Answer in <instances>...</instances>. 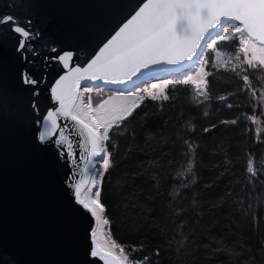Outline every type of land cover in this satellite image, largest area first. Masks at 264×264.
<instances>
[{
    "label": "trees",
    "instance_id": "16d2710c",
    "mask_svg": "<svg viewBox=\"0 0 264 264\" xmlns=\"http://www.w3.org/2000/svg\"><path fill=\"white\" fill-rule=\"evenodd\" d=\"M239 47L204 50L207 99L172 81L110 130L100 202L129 263L264 264V175L246 172L249 160L264 169V70L244 65Z\"/></svg>",
    "mask_w": 264,
    "mask_h": 264
},
{
    "label": "water",
    "instance_id": "95a60500",
    "mask_svg": "<svg viewBox=\"0 0 264 264\" xmlns=\"http://www.w3.org/2000/svg\"><path fill=\"white\" fill-rule=\"evenodd\" d=\"M142 2L0 0V16H14L30 33L23 38L12 22L0 23V264H108L90 255L99 244L98 220L78 202L85 200L87 180L75 195L85 166L91 179L99 158L88 164L76 122L58 116L53 129L47 113L60 107L56 82L71 69L86 68ZM66 53L72 54L67 66L59 59ZM188 62L153 66L126 84L81 79L79 91L92 83L128 85ZM44 132L50 135L41 141Z\"/></svg>",
    "mask_w": 264,
    "mask_h": 264
},
{
    "label": "snow or ice",
    "instance_id": "6c2138e0",
    "mask_svg": "<svg viewBox=\"0 0 264 264\" xmlns=\"http://www.w3.org/2000/svg\"><path fill=\"white\" fill-rule=\"evenodd\" d=\"M9 22L13 23L14 31L21 34L23 38L30 36L29 31L20 26L14 16H0V23ZM225 22L232 25L231 37L227 34ZM218 28L220 32L213 37L212 33ZM230 39L239 42L238 51L244 56L242 61L244 65L250 69L264 70V0H143L126 22L104 43L86 68L71 69L69 75L62 76L56 82L52 91L60 107L57 111L48 112L47 118L53 129L58 127V116H64L76 122L80 126L78 135L83 138L84 150L88 153V164H91L94 158H99L96 162L101 165V171H107L113 166L112 154L107 147L109 132L114 126H119L118 122L132 115L138 107L135 100L143 99V97L131 95L129 97H108L97 108H93L91 96L88 97L87 105L83 103V93L79 91L80 80H102L112 84H126L133 81V78L142 71L149 70L156 65H183L185 61H193L195 58L199 66L200 57L205 49H215L218 41H229ZM24 47L25 45L21 43L20 48ZM71 55V53H66L59 59L67 66ZM236 59H239V56ZM232 70L236 71V67L234 66ZM241 71H246V69L242 67ZM198 76L199 78L196 79L188 76L182 82L195 85L197 94L207 99L208 80L204 75L203 67H200ZM70 77H72L71 80ZM25 79L27 83H37L30 78ZM241 79L244 84L249 85L248 90L255 95V91L250 87L249 75H243ZM85 91L90 92L91 89L85 85ZM163 92L164 89H160V94ZM147 95L153 99L159 98L158 94L151 91ZM163 98L168 97L165 95ZM113 100H131L132 103L112 104L106 109L105 105ZM85 108L87 111L82 117L78 112ZM204 131L207 132L209 129H204ZM48 135H50L48 132L41 133L39 139L43 141ZM64 141V133L61 131L60 143L63 145ZM185 143L189 151L194 150L192 144L188 141ZM66 147L75 159L72 144L68 143ZM188 163L191 166L192 161L189 160ZM187 170L190 172L191 167ZM88 171L86 165L85 176L81 177L76 186L75 195L77 197L80 195L81 185H84L86 180L93 187H98L95 178H88ZM246 172L257 178L259 175H264V169L259 172L255 170L252 160L248 161ZM78 202L97 220L100 219L104 206L100 202L99 190L94 193V198H89L87 202L79 199ZM120 251L123 252V248ZM158 254L159 249H157ZM90 255L101 257L107 260L108 264H125L127 260L126 256L120 259L111 251L101 248L98 243Z\"/></svg>",
    "mask_w": 264,
    "mask_h": 264
},
{
    "label": "rangeland",
    "instance_id": "374dc122",
    "mask_svg": "<svg viewBox=\"0 0 264 264\" xmlns=\"http://www.w3.org/2000/svg\"><path fill=\"white\" fill-rule=\"evenodd\" d=\"M224 26L227 29V34L231 36L232 34L230 29L232 25L229 24L228 22H225ZM217 32H220L219 28L212 33V36L215 37ZM202 60H203V54L200 57L199 66H197V60L194 59L193 61L188 62L186 65H184L181 68L164 72L163 74H161V76L144 78L140 81L133 82L131 84L124 86H111L106 83H92L87 85L91 89V91L88 92L85 91V85H84L80 89V92L83 93V103L85 105L88 104L89 96H91V103L93 108H97L98 105L103 103V101L107 100L108 97H129L131 95L134 97H143L144 99L145 97L148 96L147 94L150 91L155 94H158L159 96H162L165 93L166 87L172 81L185 80L188 78V76H191L194 79L199 78L198 74L200 73V67H203ZM204 75H205V70H204ZM201 87H203V85ZM160 89H164L163 94H160ZM143 99L137 98L135 100V103L138 105ZM77 103H79V100H77ZM118 103L131 104L132 101L131 100L109 101V103L105 105V108L106 109L110 108L112 104H118ZM86 111L87 109L85 108L83 111L78 112V114L83 117L84 112ZM97 173H99V175H97ZM103 173L104 171H101V165L97 163L92 171L91 179L95 178L97 180L98 187H93L90 183L88 184L87 188L83 192V197L85 198L86 201H88L89 198H94V193L97 190H99ZM105 221L106 220L103 218V212H101L100 219L98 220L97 227L95 229L96 239L102 247L116 253L120 259H123L124 257L121 254L119 247L116 246V244L108 234V227ZM125 264H131V263L125 261Z\"/></svg>",
    "mask_w": 264,
    "mask_h": 264
}]
</instances>
